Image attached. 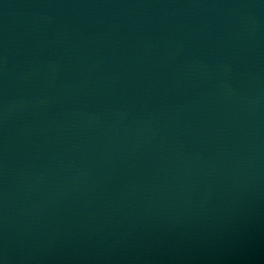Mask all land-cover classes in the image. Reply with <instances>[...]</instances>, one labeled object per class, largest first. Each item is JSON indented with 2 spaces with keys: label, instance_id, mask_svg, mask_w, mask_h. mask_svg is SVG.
I'll return each instance as SVG.
<instances>
[{
  "label": "water",
  "instance_id": "95a60500",
  "mask_svg": "<svg viewBox=\"0 0 264 264\" xmlns=\"http://www.w3.org/2000/svg\"><path fill=\"white\" fill-rule=\"evenodd\" d=\"M0 264H264V0H0Z\"/></svg>",
  "mask_w": 264,
  "mask_h": 264
}]
</instances>
